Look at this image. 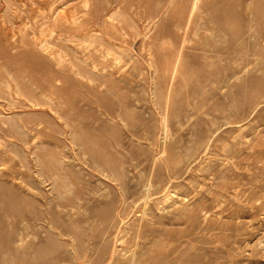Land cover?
<instances>
[{
	"label": "rangeland",
	"instance_id": "1",
	"mask_svg": "<svg viewBox=\"0 0 264 264\" xmlns=\"http://www.w3.org/2000/svg\"><path fill=\"white\" fill-rule=\"evenodd\" d=\"M126 262L264 264V0H0V264Z\"/></svg>",
	"mask_w": 264,
	"mask_h": 264
},
{
	"label": "bare ground",
	"instance_id": "2",
	"mask_svg": "<svg viewBox=\"0 0 264 264\" xmlns=\"http://www.w3.org/2000/svg\"><path fill=\"white\" fill-rule=\"evenodd\" d=\"M53 4V3H52ZM56 10V9H55ZM61 10V9H60ZM62 11V10H61ZM62 18L64 19V20H69V21H71L69 18H67V16L65 15V12H62ZM70 15V14H69ZM100 17V16H99ZM75 18V17H74ZM93 18V17H92ZM73 19V18H72ZM94 19V18H93ZM90 20V19H89ZM88 20V21H89ZM97 21V20H96ZM71 22H73V21H71ZM93 22V21H92ZM98 22V21H97ZM93 24V23H92ZM75 25L78 27V28H80V29H82L83 31H86L87 30V25H86V21H83V22H79V21H76L75 22ZM89 25H91V23L89 24ZM90 29V28H89ZM208 133V132H207ZM80 246H82V245H80ZM85 250V249H84ZM145 250V249H144ZM83 252V251H82ZM81 252V253H82ZM86 252V251H85ZM147 252V251H146ZM84 253V252H83ZM82 253V254H83ZM84 255V254H83ZM75 258V257H74ZM77 259H79V260H83L84 259V257L82 256V255H77V257H76ZM133 259V258H132ZM131 259V260H132ZM137 259V258H136ZM130 260V261H131ZM135 260V259H134ZM127 261V260H126ZM137 261V260H136ZM134 262V261H133ZM126 264H127V262H126ZM130 264H132V263H130ZM134 264V263H133Z\"/></svg>",
	"mask_w": 264,
	"mask_h": 264
}]
</instances>
